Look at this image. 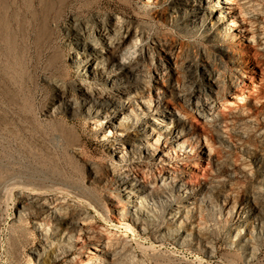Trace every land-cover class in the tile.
Returning a JSON list of instances; mask_svg holds the SVG:
<instances>
[{
  "label": "rangeland",
  "instance_id": "rangeland-1",
  "mask_svg": "<svg viewBox=\"0 0 264 264\" xmlns=\"http://www.w3.org/2000/svg\"><path fill=\"white\" fill-rule=\"evenodd\" d=\"M194 1L0 0V264H43L33 253L43 243L33 221L41 210L31 202L36 198L60 204L70 218L90 216L94 226L108 232L121 264H264V235L255 231L264 220V43L259 38L253 43L246 38L250 31L239 30L248 22L264 30V0H245L248 14L238 15L230 30L228 13L219 17L197 9ZM82 29L93 38L99 31L112 41L126 36L127 46L117 51L120 57L139 64L141 71L150 68L144 71L150 76L160 72L164 84L171 79L181 92V101L171 103L191 116L201 134L199 143L175 146L169 161L159 160L176 140L167 131L156 150L159 155L143 152L136 154L140 161L127 160L128 146L126 153L117 150L121 131L110 130V116L121 117L128 106H114L101 118L92 110L95 103L79 99L83 85L103 93L110 85L109 73L90 78L73 60V41ZM153 42L161 43L162 50ZM167 54L174 58L173 69L161 60ZM243 74L249 77V89H259L261 101H256L257 91L250 94V110L237 115L222 138L214 124L224 123L226 116L208 86L211 78L217 79L223 99ZM141 80L127 78L120 86L138 88L151 101L153 80ZM103 106L106 111L108 105ZM134 111L128 134L142 128L153 113ZM163 167L171 169V180L163 179ZM126 168H141L146 179L162 184L159 192L167 196L146 228L133 211H118L125 203L124 188L114 172ZM192 196L207 200L201 198L176 228L166 230L171 211ZM256 208H261L258 216ZM240 219L249 222L236 231ZM253 250L256 255L250 257ZM77 251L47 264H66Z\"/></svg>",
  "mask_w": 264,
  "mask_h": 264
},
{
  "label": "bare ground",
  "instance_id": "bare-ground-1",
  "mask_svg": "<svg viewBox=\"0 0 264 264\" xmlns=\"http://www.w3.org/2000/svg\"><path fill=\"white\" fill-rule=\"evenodd\" d=\"M197 1L198 2L194 1L193 3V6L197 7V9H202L206 11L209 10L210 12L214 11L215 14H218L219 17L224 16L225 13H228L231 17L230 19L231 22L228 21V23L226 24L227 25L226 29L228 28L229 30L231 27H233L237 23L238 15L246 16L248 14L247 5L245 4V0H197ZM190 4L192 3L190 2ZM242 20H246V18L242 17ZM254 26L255 24L248 22L246 25H244V27L240 28L239 30L240 31H250L251 34H248L246 38L252 41L253 43H256L257 38H259L264 43V30L259 29V28L257 29ZM105 34L108 35L107 32ZM105 34L99 31V33H97L93 38L83 33V29H82V32H79L75 36L74 41H73V44L76 48V57L73 60L78 64V68H80V70L84 72L87 76H89L90 78H94L97 76H101L102 74L109 73L110 78H108L107 81H109L110 85L107 91L104 90L105 93H103L102 91L100 92L98 88L97 90L95 88L89 89L85 87L84 85L83 87L80 88V93H79L80 98L79 99L84 100L85 102H89V104L95 103L96 108L95 110L94 109L92 110L95 111V113L98 116H101V118H103L104 116L103 114H106V116L110 115L112 111L111 109L114 106H117L119 104L128 106L126 109L128 111L124 110L120 113L121 117L117 115L110 116V130L112 129V130L121 131L120 133L121 139H119V143L122 144L121 145L122 147H118L117 150L126 153V146H128L127 152L128 153L130 152L129 154H131V159H127V160H131L133 162L140 161V157H136V154L139 155L143 152L150 154L151 151H153L154 154L159 155V153H157L156 150L158 149V146L162 142V136L165 132L170 131V134L176 137V140L172 143L169 142L170 144L166 145V147L161 151L162 153L161 155L164 158L163 157L161 158V155L159 158H157L159 160L169 161L168 158L171 155L170 153L175 150V146L185 148L186 145L193 146L199 143V138L201 134H200V131L197 129V127H194L193 123L190 122L189 118L191 116L188 117L183 113L185 111L182 112L181 105L179 108L178 107L179 105L177 106L171 103V100L172 101L174 100V103L176 101L179 102V100L181 101V97H180L181 92H179L180 88L178 89L177 86L175 87L174 85L175 83L173 84L172 80L169 78H168L169 80L165 78V80L169 81V84L168 82H167L168 85L164 84L163 82L164 79H162L161 77L162 75L160 76L159 74L160 72L157 75L150 76L149 74L144 72L145 70H149L150 68L141 71L139 70L140 68L138 69V66H140L139 64H137L138 66H136L134 62L127 61V59L125 60V58H122L123 56L122 54H120L122 55L120 57L119 54H117V51L121 48L123 49L125 48L124 46L127 43L126 36H124V38H121L118 41L113 40V41H116V42H113L112 40H110L111 37L109 39V37L106 36ZM123 34L126 35L125 33ZM128 43H130V41ZM153 43L156 49H159L161 47L159 46L161 45V43L159 42H153ZM261 48L264 49V47H261ZM160 50H162V48H160ZM164 57H161L162 59L161 58L160 59L162 61L164 59L168 63L167 66L169 65L173 69L175 67L173 56L171 55L169 56V54H167ZM161 68L162 66L160 67V69ZM171 68L169 70H171ZM171 74L172 76H174L173 72ZM168 77H171V76H168ZM127 78L134 79V80L142 79L141 81H144V82L152 79L154 83L153 84L154 87H153V90L151 91L149 90L150 93H148V95L150 94L149 96H150L151 101L150 100L145 101L144 99L145 92L141 93V91H139L140 89L138 90V88H135L133 86L121 87L120 83L124 82ZM246 78H249V77L246 76V74H243V77L239 78L240 80L239 82L242 84V87H239L240 83L237 84V86H235L236 84L232 85L227 95L223 99H220L221 97H219L220 86H219L217 79L211 78V82L208 86L209 96L215 97V99L217 100L216 102H218L217 107H219L217 109L223 112V115H222L223 117L224 115L226 116V118L223 121L224 123H221L219 121V122H216V124H214V126L217 125L219 127L218 133L222 138L223 137L226 138L225 136L226 134L224 133V131L226 132L227 130L232 129L233 126L235 125V122H236L235 117L239 114L245 113L247 109L246 102L247 100H249L248 98L250 97V94H253L254 91H257L256 93L258 95L257 97L255 96L256 101L260 100L261 98L259 89H255V87H253V90L249 89V86L247 85L246 80H245ZM260 78L261 80L264 81V75L261 74ZM148 82L150 83V81ZM148 87H149V84H148ZM144 89H146V87ZM212 100H214V98ZM167 102H170L171 104ZM104 104L108 105L106 107L107 108L106 111L103 110L105 109L103 106ZM209 105L211 104L209 103ZM182 106H183V103H182ZM152 107H154V109ZM135 109L142 110V112H145V113H148V111H153V113L152 115H150V117L146 116V120L142 128L137 130L135 133L128 134L127 122H130V120L132 119L131 117H132L133 112L136 113V111H134ZM92 110L90 108L89 111H92ZM247 110H250V109L248 108ZM204 113L198 112V117H200L201 119L206 118L205 116L206 114ZM187 115H190V114H187ZM219 115L221 116V114ZM215 116H217V114ZM252 117H253V114H252ZM216 118L219 119V117H216ZM196 120L199 121L198 119ZM200 122L201 121H199V123ZM201 124L203 123L201 122ZM181 127H185V128L191 127V128L189 129L188 132L181 134V132H179L180 130L179 128ZM119 158L120 160L125 161L124 156L121 155V153L119 154ZM164 164H167V163H164ZM143 169L145 170L146 168H143ZM163 169L164 171L166 170V172L163 173V179L165 181L171 180L172 179L171 174H170L171 169H168L166 167H163ZM140 170L134 171L133 169L126 168L122 171L114 172V175L116 176L115 180L122 182V186L124 188L123 197H124L125 203L124 205H122V209H118L119 213H123L124 210L126 209L133 211L134 214H136V216L140 220L141 219L143 220L142 222L144 226L143 225L142 226L146 228L148 223L151 222L156 215L155 209L157 207L158 202L163 201V199H165L167 196L163 194L162 192H159L162 184H159L157 180L150 181L146 179L147 175L145 177L144 176L145 173L143 174V172ZM179 170L180 169H178L177 171ZM148 171L146 170V173ZM160 172H161V169H160ZM173 182L175 185L179 183L178 180H176V178L173 180ZM163 183L165 184V182ZM157 187H159L158 191H157L158 189ZM149 197H151L152 199L149 200ZM201 198H204V197L192 196L188 198L185 202H182L180 205L174 208L171 211L172 223L169 227L168 226L166 227V230L176 228L175 227L176 223L179 221H182L181 220L182 215L188 212H191L195 208L196 204L199 202ZM203 200H207V199L204 198ZM31 202H33L37 208L41 209L40 212L35 214V219L33 220L37 230H39L43 238V243L40 245V247L37 249L35 248V250L33 251L34 256H36V259L39 262H42L43 264H47L54 260H58V259L61 260V258H63L64 256L66 257L67 254L69 255L71 251L73 252L74 249H79V251L74 253V255L71 257L70 260L65 262L66 264H121L122 263L121 260L119 262V260L116 259L115 252L117 250L115 251L114 243L112 239L108 236L109 234L106 231V229L101 228L102 227L101 225H100L101 226L100 228H97L96 226H94L92 223L94 220L92 221L90 216L88 217L84 215V217L78 216V218L76 217L72 218L71 216L70 218L67 215L68 213L66 211L65 212L67 214L64 212L60 204L56 202H52L46 198H36L32 200ZM248 205L249 204L247 203L246 205H243L242 207H249ZM63 207H66V206L63 205ZM253 211H255V214H254L255 216H258L260 215V213H262L261 208H256ZM120 216H123V215L120 214ZM240 221L241 222L237 225L238 227L236 231L242 230L247 225V222H249L243 219H240ZM120 224L122 225V223ZM255 231L261 236L264 235V220L262 218H261V228H258ZM79 243H82V245L79 246ZM91 243L93 244L92 246L90 245ZM254 251L255 250L249 253L250 257L251 255L253 256L252 253Z\"/></svg>",
  "mask_w": 264,
  "mask_h": 264
}]
</instances>
